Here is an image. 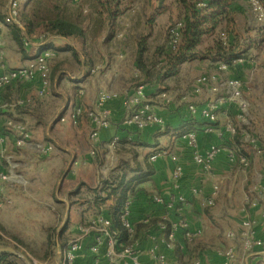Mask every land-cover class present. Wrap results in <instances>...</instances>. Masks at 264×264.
<instances>
[{
  "label": "built area",
  "instance_id": "obj_1",
  "mask_svg": "<svg viewBox=\"0 0 264 264\" xmlns=\"http://www.w3.org/2000/svg\"><path fill=\"white\" fill-rule=\"evenodd\" d=\"M74 1L78 3L80 0ZM242 6L248 18V28L264 29V4L261 0H245ZM84 12L87 10L85 9ZM20 13L19 0H9L6 14L0 19V93L10 85L34 83L36 96L45 97L51 87V62L59 54L55 47L48 46V42L59 39V36L45 33L35 40L26 39L25 46L35 45L36 53L26 64L10 67L6 60L8 39L3 30L8 25L22 27ZM124 24L129 25L128 17L124 18ZM182 26V21H178L169 27L168 45L172 49H175L180 42ZM125 33L124 29L116 35L122 38ZM219 39L227 45L229 36L223 31L220 32ZM244 39H240L241 45L246 44ZM248 62L253 63L247 55H240L230 61H220L215 72L198 75L189 90L182 91L180 95V100L186 106L188 113L206 122L203 127L204 132L215 134L219 141L201 148L196 132H186L183 137L191 149L194 163L205 173L214 176L216 158L219 154L225 153L230 169L236 168L245 182L251 181L238 208L240 227L225 231V245L216 249V254L220 257L216 264H252V258L264 247V241L257 232L258 220L252 212L254 208H261L264 215V182L262 181L264 172L260 171L253 161L263 155L264 148L259 136L253 131L248 102L243 94V89L251 90V86L246 85L241 78L226 74L231 67ZM103 68V64L97 63L93 65L91 71L94 73ZM138 73L139 70L136 69V74ZM113 77H117L116 72ZM77 95H85V89L79 87ZM118 97L120 93L114 89L113 84H110L108 88L97 90L96 99L91 107L85 108L81 104H75L67 115H58L59 121L64 123L77 124L83 115L90 121L87 154L90 159L95 160L99 157L101 160L97 185H102L104 180L112 179L119 174V156L116 154V147L121 135L115 134L106 142L99 140L101 131L111 125L112 110L108 107V102ZM198 97L202 98L200 104ZM174 100L175 95L171 90L151 92L145 84L135 85L133 91L124 97L123 102L127 109L124 122L140 131L150 126L163 128L166 120L159 113V108L162 105L172 104ZM32 101V96L17 94H14L10 100L0 99V208L10 207L13 204L9 193L18 186L22 190L30 189L32 181L35 180L29 177L31 158L34 155L48 157L57 150L53 142L37 139L24 120L15 114H10L15 113L19 107L30 105ZM231 111L234 112V117L231 116ZM221 113L225 114L226 118L219 123ZM237 135L240 137V145L229 147L227 142L234 140ZM127 138L131 139L130 136ZM159 158H169L174 163L171 190L167 196L152 197L154 203L165 209L159 220L150 224L154 215H147L142 219L144 224H150L144 228L149 243L146 252L152 261L150 264H181L177 259L169 257L167 252L174 251L176 247L184 251L202 237L203 228L193 227L187 216L186 210L190 201L181 191V181L185 172L177 154L169 149H161L149 156L151 162ZM88 163V159L74 158L71 161L74 167ZM222 191L223 186L218 180L213 182L210 192L206 195H202L197 187L191 189L192 195L200 199L204 208L215 206ZM132 207L133 201L126 200L118 215L126 231V241L120 239L119 231L113 227V219L106 214V208L101 206L86 224L77 226V233L72 239L58 245L56 257L45 264H74L87 251L92 255L91 264H149L142 258L143 248L132 219ZM0 235L4 236L1 231ZM0 264H12V260L8 259ZM191 264H202V260L199 257L195 258Z\"/></svg>",
  "mask_w": 264,
  "mask_h": 264
},
{
  "label": "rangeland",
  "instance_id": "obj_2",
  "mask_svg": "<svg viewBox=\"0 0 264 264\" xmlns=\"http://www.w3.org/2000/svg\"><path fill=\"white\" fill-rule=\"evenodd\" d=\"M229 1L232 4L231 6L235 8L234 17L236 21L233 25L227 26L225 23H222L214 34L204 36L200 46L197 48L196 58L192 59L190 64L185 63L182 65L176 77L166 78L165 80L161 77L160 80L158 76H155L153 79L154 83H151V85L155 87V91H159L161 88L171 90L175 95L173 103L179 104L177 101L181 98L180 95L182 90H189V86H191L190 84L195 77L203 73L215 72V65L211 64L212 61L211 63L208 61V51L218 42L220 32H229L232 36L231 41L234 52L247 55L249 60L253 61V63L248 62L243 64L241 70H239V74L243 82L251 86V90L246 88L243 89V94L248 102V110L251 115L250 121L253 131L259 136L264 148V100H260V98L264 97V29L253 30L248 28V18L242 6L245 0ZM8 2L9 0H0V19L6 14ZM19 2L22 10V19L23 14L33 19L34 13L36 20L42 19L41 21L62 18L79 24L90 34L89 40L91 38V42L89 45L87 44L86 48L84 46V51L81 50L83 47H81L79 42L71 40L73 46L75 45L78 47H75L76 55H73L70 50H64L61 51L63 53L60 59H54L51 62V86H53L54 79L62 74L65 75V85H67L68 82H73L71 75H76V70L78 69L77 59H82V53H84L82 55L83 57H85L84 55H90V60L92 62L94 58H96L97 60L94 64L101 63L105 65V60L111 59V55H119V53L123 51L124 43H126L127 46L132 45L133 52L143 36H147L148 38V62L154 65L163 57L159 53V50L162 51L166 48L170 25L181 21L183 18V6L180 5L177 0H167V12L163 16H157L154 24L150 26V28L147 25V19L151 10L149 7L150 4L146 3V0H123L121 9L124 10V14L118 16L117 20H110L103 14L104 8L99 0H80L78 3L74 0H34L27 10H25V6L28 0H19ZM85 9L88 10L87 13L84 12ZM125 17L129 18L128 26L124 24ZM124 29L126 31L125 36L122 38L117 37L116 33ZM93 33L95 37H93ZM97 33L98 37H96ZM102 37L105 38V54L99 51V47H96L95 51L92 47V45L94 46L100 43L99 41ZM235 37L245 38L246 44L240 45ZM55 41L54 44L57 50L60 49L61 45H64L61 39ZM35 53L36 50H34L33 54ZM85 58L87 59L89 56ZM104 58L106 59L104 60ZM216 62L217 61H215V63ZM63 69L67 71L59 74ZM153 69L157 71L156 67ZM228 76L233 77V74H228ZM234 76L236 75L234 74ZM62 79L63 78H60L59 81ZM141 79H143V77H141ZM141 79L135 76L134 85H138V81ZM63 94L64 96L60 98L61 102L65 103L67 94ZM56 96L55 94L54 97ZM33 102L35 103L34 100ZM34 103L19 108L15 113L10 114H15L18 118L23 120L24 114H30V116L34 114L32 112ZM168 106L169 105H162L160 107L168 108ZM57 116L58 113L54 118H57ZM29 127L33 133L34 127L30 124ZM40 135L42 136L40 138L41 140H46L45 137L48 135L46 129L42 130ZM70 136L72 135L68 134L66 139ZM53 143L57 148L55 153L48 157H38L34 155L31 158V163L34 161L40 164L54 162L57 164L58 171L56 178L49 179L47 176L39 179L34 178L35 180L32 181L30 189L27 190H22V188L18 186L16 190L9 193L13 199V204L10 207L0 208V231L4 235H0V247L11 246L17 251V254L14 256H8V259L12 260V264L25 262L26 264H45V262H49L56 257L55 252L58 245H62L72 239L74 237L75 228L79 224H86L97 211L92 200L96 194L100 193L99 187L102 185H93L91 178L96 175L95 171L101 163L100 158H95V160L92 159V164L86 167H74L70 162L73 158L72 154H74L75 151L72 148L79 142L75 144V142L71 141V143H69V150H64L63 147L66 146L64 143L61 146L58 142L56 143L53 141ZM75 156H77L76 153L74 157ZM260 157L264 159V153ZM69 166L70 171L74 170V174L79 176L83 175L82 177L89 182H82L81 179L78 178L79 176H75L70 181L62 180L61 178L65 177V175L62 177L63 172L66 168L69 170ZM84 171H86L85 174H83ZM68 176V179H70L72 175ZM245 184L250 186L251 181L245 182ZM38 189L43 190V194L40 196H36ZM65 195H67V198L63 199ZM234 206L235 203H233V207ZM204 214L206 218H204V223H202L203 226H205V231L206 226H212V224H220L218 230L220 229L221 231V226L224 227L225 224V217H220L217 219L218 221H215L211 219L208 210L204 211ZM224 229L225 227L222 228L219 237ZM205 231L203 229V234ZM208 231L211 233L210 230ZM224 245L217 243L211 246H221L222 248ZM255 264H264V259L262 262L259 261Z\"/></svg>",
  "mask_w": 264,
  "mask_h": 264
},
{
  "label": "crops",
  "instance_id": "obj_3",
  "mask_svg": "<svg viewBox=\"0 0 264 264\" xmlns=\"http://www.w3.org/2000/svg\"><path fill=\"white\" fill-rule=\"evenodd\" d=\"M123 2V0H122ZM145 2V1H144ZM146 3H149L146 0ZM167 0L165 2V5ZM157 4V1H155ZM154 4V5H155ZM148 6V5H146ZM150 7V6H149ZM153 8L150 7L151 13L153 12ZM88 12V10H87ZM85 12V13H87ZM167 12L166 8L163 13L159 14L164 15ZM150 13V14H151ZM124 14V12L122 13ZM120 14V15H122ZM119 15V16H120ZM118 17L115 19L117 20ZM156 20V19H155ZM84 30V40L83 42L79 43L81 47H87V44L91 42V38L89 40L90 34ZM4 34L7 36L8 39V46L6 49V60L10 67H18L21 65L26 64L28 59L33 55L34 50H36V46L34 45L26 52H21L16 45V42L12 38V33L10 29L7 27L3 30ZM95 37L94 33L92 34ZM98 37V33L97 36ZM114 37V36H113ZM116 38V37H115ZM96 39V38H95ZM59 40V39H58ZM62 40V39H61ZM105 38L99 41L96 45H92L94 51L96 47H99V51L101 53L105 52ZM57 42V41H55ZM54 42V43H55ZM65 44V41H62V44ZM73 46V42L70 41L69 43ZM62 46V45H61ZM74 47H76L74 45ZM78 48V47H76ZM123 51L119 53L123 57H120L118 54L113 56L111 55V59L104 60L106 64L101 71L92 72L91 69L94 65V62L97 60L94 58L92 62L90 60V55H84L85 57L89 56V58H85L81 54L82 59H77L78 61V69L76 70V75H71L73 78V82L64 84L65 75L62 74L61 76L56 77L54 79L53 86L50 87L49 94L46 97H38L36 96V85L34 83L29 84H15L11 87V95H23V96H32L34 103V109H32L33 115L24 114L23 120L26 123L34 127L33 134L37 139H40L42 136L40 135L41 131L46 129L48 135L46 140L51 142H58L60 146L66 145L64 150H69V143L75 142L77 143L73 146L74 154H72V159L79 158L81 160L88 159L89 163L87 165L81 166H88L92 164L87 154V148L89 146V132L91 129V124L88 118L83 115L79 118L77 124H72L71 122L61 123L57 118H54L56 114H65L67 115L72 107L75 104H81L85 108L91 107L94 104L96 99L97 90L99 88H108L110 84H113V87L116 91L120 93V97L111 100L108 102V107L112 110L111 116V125L103 129L100 133L99 140L102 142L109 141L115 134H119L122 136H130L133 140L138 141V145L135 147V151L138 154L137 161L141 163L142 167L145 168V162L148 161L151 163L153 167V173L150 175V180L144 182L141 186L144 188L143 193L141 194L140 198L133 203L132 208V219L135 224H139L142 222V219L147 215H154V217L159 218L162 214H164L165 209L163 206L156 204L153 202L152 197L154 195H163L167 196L169 191L171 190V182H172V170L174 167V163L169 158H159L155 162H151L149 160V155L152 151H154L157 147H168L169 150L175 152L179 158L180 163L184 167V176L182 178L181 184L182 188L181 191L184 193L190 201L189 206L187 207V216L191 222L193 227H202L205 231V226H203L204 218L206 215L204 211L208 210L210 212L211 219L218 221L217 219L220 217H225V224H224V231L219 237L220 229L218 230V224L212 226H206V231L204 232L203 236L199 238L200 242H198V257L201 258L202 264H216L220 257L216 254V249L220 248L221 246H211L217 243L225 244L224 233L228 229H239L240 227V215L238 212V208L240 203L244 197L246 190L248 189V184H245L244 178L240 172L236 170H231L228 162L226 160L225 153H221L218 155L215 161V168H214V176L208 173H205L201 167L196 165L192 160L191 149L189 148L187 141L184 139L183 135H178V132L187 131V130H194L198 136L199 145L201 148H205L208 146L209 143L212 142H219L215 134H207L203 130V126L201 123L204 121L199 117H195V119H189V113L186 109L184 103H181L179 99L177 103H172L168 106V108L160 107L159 113L165 118L166 123L169 126V131L165 134H161L163 129H160L157 126H150L144 130H136L133 126L125 124L124 120L127 115V109L124 105V97L127 93H131L134 88L135 84V76L136 74V63H135V52L136 49L132 52V45L127 46L124 43ZM59 51V50H58ZM89 51V49H88ZM61 50L59 51L58 57L56 59L61 58ZM133 53V54H132ZM105 54V53H104ZM92 55V54H91ZM63 59V58H62ZM192 60H188L184 62L182 65L190 64ZM210 63L211 61L208 60ZM59 62V61H58ZM211 64L215 65V71L217 70V62H212ZM181 65V67H182ZM180 67V68H181ZM213 68V67H211ZM213 70V69H212ZM67 71L63 69L59 72L63 73ZM117 73V77H113L114 73ZM230 74L231 73H226ZM60 78H63L59 81ZM192 81V80H191ZM188 82V81H187ZM193 83V82H192ZM192 83L190 85H192ZM79 87H83L85 89V95L78 96L77 89ZM191 86H189L190 88ZM147 88L152 92L155 91V87L151 85ZM72 90V92H71ZM184 91V90H182ZM67 94V99L65 103L61 102V98L64 94ZM56 94L57 96L54 97ZM5 97V93H0V99ZM199 104L202 102V98H197ZM261 101L264 100L260 98ZM72 105V107H71ZM59 111V112H58ZM232 117H234V112L231 113ZM194 117V116H192ZM225 114L219 115V123H222L225 120ZM196 119H198V123H196ZM70 134L72 136H66ZM75 153L77 156L74 157ZM127 157V156H126ZM254 163L257 165L260 171L264 172V159L263 157L253 159ZM71 162V161H70ZM132 164L134 161L131 162ZM70 167V166H69ZM99 167V165H98ZM84 171L83 174H85ZM96 175L91 178V182L93 185L97 182L98 177V168L96 169ZM58 174L57 171V164L54 162L40 164L37 161L31 163L30 166V178H45L46 176L49 179L56 178ZM133 173H130L132 175ZM65 175V177H63ZM68 175H72L70 179H68ZM77 177L79 175L74 174V170L68 171L66 168L63 172L61 178L64 181H70L72 178ZM83 176V175H82ZM79 176L78 178L81 179L82 182H89L84 177ZM220 181L223 186V191L219 198L217 199L216 205L210 208L202 207L200 203V199L194 197L192 195L191 189L193 187H197L200 189L202 195H206L210 192L212 184L214 181ZM264 182V178L262 180ZM43 190H39L36 193V196H40L43 194ZM68 194V193H67ZM237 194V195H235ZM67 195H65L66 199ZM61 199V198H60ZM233 203L235 206L233 207ZM224 207V208H223ZM253 215L258 220V227L257 232L258 235L264 241V215L262 213L261 208H254L252 210ZM93 216V215H92ZM203 222V223H202ZM220 227V226H219ZM209 228V229H208ZM211 233H209V231ZM77 233V227L74 231V236ZM139 238L141 240V245L143 248V260L148 262L149 264L152 263L150 257L148 256L146 250L149 246L148 241L145 237L144 228L139 232ZM196 245V242L189 245L187 249L191 248L192 246ZM204 248V249H203ZM185 249L183 252L186 255ZM179 251H168L167 254L171 258H177ZM183 255L184 259L181 261L183 264H191L192 261L196 258H192L189 262L186 261L187 257ZM264 259V247L259 250L257 255L252 258V264L258 263L259 261L262 262ZM92 255L87 251L85 254L78 259L74 264H91Z\"/></svg>",
  "mask_w": 264,
  "mask_h": 264
},
{
  "label": "trees",
  "instance_id": "obj_4",
  "mask_svg": "<svg viewBox=\"0 0 264 264\" xmlns=\"http://www.w3.org/2000/svg\"><path fill=\"white\" fill-rule=\"evenodd\" d=\"M104 8L103 14H105L108 19L115 20L120 14L124 12L121 9L123 4L122 0H99ZM150 4V7L153 8V12L149 15L147 19V25L152 26L155 22L156 17L163 13L166 8V0H147ZM157 1V4H155ZM180 5L183 6V18L181 19L183 26L181 29V37L178 46L175 49H172L168 45V39L166 43L165 50H159V53L163 56L154 65L151 62H148L147 52V36H143L142 40L139 42L135 52V63L136 68L139 70V73L136 77H143V79L138 81V84L142 83L147 86H150L151 83H154L153 79L155 76H158L161 80L166 78H174L180 72L181 65L188 61L196 58L197 48L200 46L201 40L206 35H212L218 29V27L225 23L227 26H232L236 21L234 17L235 8L232 7L229 0H177ZM34 2V0H28V3L25 6V10ZM264 4V0H261ZM155 4V5H154ZM2 17L1 19H3ZM24 19V21H23ZM22 19V10L20 13V20L22 22V27H17L15 25H8L12 33L13 40L19 46L21 52H26L33 46H25L26 39L35 40L42 34L50 33L57 34L59 39L65 41V44L58 49L59 51L70 50L73 55H76V48L71 46L69 43L71 40H76L81 43L84 40V30L83 28L75 23L62 18H56L55 20L50 21H41L42 19L36 20L35 13L33 19L29 16L23 14ZM226 32V31H225ZM229 36L228 44L224 45L220 39L211 47L208 51V58L210 61L217 64L220 61H230L231 59L244 55L242 53L234 52L232 48V39L229 32H226ZM169 36V33H168ZM234 38V36H233ZM237 38V37H235ZM240 38H237L238 43L240 44ZM57 40V39H56ZM55 40H49L48 46L55 47ZM241 45V44H240ZM242 47V46H241ZM216 65V64H215ZM241 66L231 67L230 73L233 74V77L241 78L239 70ZM157 69L154 71L153 68ZM157 72V73H156ZM234 74L236 76H234ZM153 81V82H152ZM137 85V84H136ZM152 86V85H151ZM11 87L13 85L7 86L2 90L5 93L3 100H10L13 95H11ZM154 87V86H152ZM160 90H167L166 88H161ZM22 108V107H19ZM17 108V109H19ZM233 113V111H231ZM189 119H195V116L189 114ZM197 118V117H196ZM196 119V123H198ZM206 124L205 121L201 123L204 127ZM160 128V127H159ZM169 126L165 123L161 134H165L169 131ZM188 131H180L177 134L182 135ZM240 137L237 135L234 140L227 142L229 147L239 146ZM138 141L128 139L127 136H122L116 147V154L119 156V174L116 177L108 180H104L102 186L99 187L100 193L96 194L93 197L92 202L95 204L97 211L101 206L106 208V214L113 219V227L119 231L120 239L126 241L127 235L125 229L122 227L118 215L122 210L124 202L128 199L132 200L133 203L137 201L141 194L144 191V188L141 186L144 182L150 180V175L153 173V167L150 162H145V168L142 167L141 163L137 161L138 154L135 151V147L138 145ZM161 149H168V147H157L153 152H157ZM150 153V155H151ZM149 155V156H150ZM127 156V157H126ZM134 161L132 164L131 162ZM130 173H133L130 175ZM99 192V191H98ZM133 208V207H132ZM210 208V207H206ZM96 211V212H97ZM159 219L154 217L150 220V224H154ZM148 223V224H149ZM148 224L143 222L135 224L137 230V236L141 229L145 228ZM149 224V225H150ZM196 245L185 251L179 250L178 247L175 248V252L179 251L177 259L181 264V261L184 259L183 255L187 257L186 261H190L192 258H198V242ZM195 249V252H194ZM12 255L10 252L0 253V263L8 260V256Z\"/></svg>",
  "mask_w": 264,
  "mask_h": 264
},
{
  "label": "water",
  "instance_id": "obj_5",
  "mask_svg": "<svg viewBox=\"0 0 264 264\" xmlns=\"http://www.w3.org/2000/svg\"><path fill=\"white\" fill-rule=\"evenodd\" d=\"M69 169H70V167H69ZM4 252H10L12 254H17V251L11 246L0 247V253H4Z\"/></svg>",
  "mask_w": 264,
  "mask_h": 264
}]
</instances>
